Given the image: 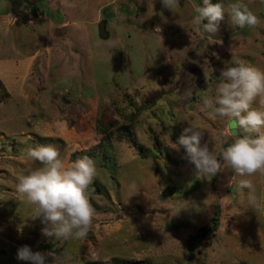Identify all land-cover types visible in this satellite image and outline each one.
Instances as JSON below:
<instances>
[{"label":"rangeland","instance_id":"374dc122","mask_svg":"<svg viewBox=\"0 0 264 264\" xmlns=\"http://www.w3.org/2000/svg\"><path fill=\"white\" fill-rule=\"evenodd\" d=\"M212 2L227 12L234 0ZM243 2L259 26L233 27L226 13L209 34L192 22L203 0H180L175 12L161 0H0V264H31L18 259L24 245L63 264H112V256L264 264V176L240 177L227 166L197 176L184 148L168 146L189 123L205 129L201 146L217 158L244 135L201 103L225 64L264 71V0ZM153 90L160 94L151 101ZM131 111L138 113L130 120ZM38 145H54L66 164L95 162V218L85 239L42 236L41 220L16 191L18 177L41 167L25 151ZM241 179L251 180L255 203ZM215 202L217 227L194 239Z\"/></svg>","mask_w":264,"mask_h":264},{"label":"clouds","instance_id":"9594fccd","mask_svg":"<svg viewBox=\"0 0 264 264\" xmlns=\"http://www.w3.org/2000/svg\"><path fill=\"white\" fill-rule=\"evenodd\" d=\"M179 3L180 0H161L162 6L172 12ZM203 5L194 9L196 15L192 22L205 33H217L226 13L233 27L243 29L261 24L243 0L229 3L227 12L224 4L212 0H203ZM204 78L207 83L206 71ZM201 103L211 118L220 117L234 123L244 135L235 137L217 158L207 144L201 146L205 129L189 123L178 141L168 146L176 151L181 146L184 148L185 158L194 165L197 176L214 177L224 166L240 177L264 176V71L238 61L233 66L225 64L219 70L214 95H203ZM254 103L259 107H253ZM25 151L26 157L39 162L41 167L18 177L16 191L32 205L33 218L41 220V235L58 240L85 239L95 218V209L88 197L97 173L95 162L84 156L66 164L54 145H38ZM239 187L249 189V202L255 203L251 180L241 179ZM261 246L264 247V242ZM18 259L31 264H63V259L56 261L46 252L33 251L28 245L18 249Z\"/></svg>","mask_w":264,"mask_h":264},{"label":"trees","instance_id":"16d2710c","mask_svg":"<svg viewBox=\"0 0 264 264\" xmlns=\"http://www.w3.org/2000/svg\"><path fill=\"white\" fill-rule=\"evenodd\" d=\"M153 91L154 92H151V97H149L151 101H154L156 98H158V95L160 94V92L158 91L157 92L155 90ZM137 113H138L137 111H131L129 113V116H127V118L131 120L137 116ZM96 123L98 124V130L100 132L106 133L108 127L103 125V119H100L97 117ZM126 127L129 129V124H126ZM141 148L147 149V147L143 144L141 145ZM219 213H220L219 204L215 202L213 213H212L210 220H208L207 223L200 224L197 226L196 233L193 235L194 239H197V240L202 239L208 232L213 231L217 227ZM111 262L112 264H141L143 261L141 259L132 260L131 258H126L122 256H112ZM105 263H106V260L103 258H94V259H86L80 264H105Z\"/></svg>","mask_w":264,"mask_h":264}]
</instances>
